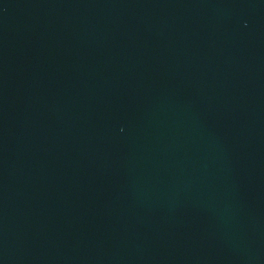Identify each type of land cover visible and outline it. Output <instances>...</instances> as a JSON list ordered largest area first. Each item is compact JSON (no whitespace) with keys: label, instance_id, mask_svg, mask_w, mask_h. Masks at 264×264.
Segmentation results:
<instances>
[{"label":"water","instance_id":"1","mask_svg":"<svg viewBox=\"0 0 264 264\" xmlns=\"http://www.w3.org/2000/svg\"><path fill=\"white\" fill-rule=\"evenodd\" d=\"M0 264H264V0H0Z\"/></svg>","mask_w":264,"mask_h":264}]
</instances>
